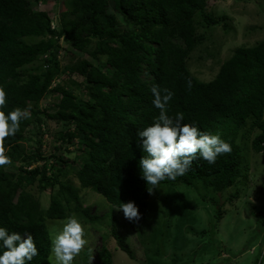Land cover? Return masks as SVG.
Instances as JSON below:
<instances>
[{
    "label": "trees",
    "instance_id": "trees-1",
    "mask_svg": "<svg viewBox=\"0 0 264 264\" xmlns=\"http://www.w3.org/2000/svg\"><path fill=\"white\" fill-rule=\"evenodd\" d=\"M40 1L0 0L4 110L30 113L16 135L3 141L12 163L0 166V227L33 236L39 255L31 264H53L49 220H64L74 212L86 215L88 222L97 221L84 212L82 188L104 196L112 209L134 201L142 215L139 220L127 219L129 225H142L154 217L146 219L152 194L151 185L142 178L140 160L147 153L138 146L137 135L159 116L153 105L154 85L174 93L169 116L183 113L184 123L195 122L202 131L219 134L232 145V152L218 157L214 165L197 159L186 175L160 185L193 186L202 178L222 194L238 188L241 179L247 182L244 144L249 142L252 151L264 153V40L237 47L215 77L204 81L189 62L207 38L200 28L220 23L208 12L209 0H62L69 10L61 11L58 20L57 14L34 8ZM61 41L87 53L89 59L62 66ZM64 74L68 77L61 80ZM74 75L83 80H72ZM48 98L53 103L44 106ZM48 119L63 126L59 138L68 145L66 150L74 140L84 147L79 155L82 164L75 169L80 188L58 178L67 169V158L51 155L52 161L41 151ZM255 129L259 132L251 137ZM31 142L39 146L28 149L26 143ZM55 185L59 189L43 209L32 191L44 192ZM217 208L220 221L224 211ZM112 220L115 227L117 221ZM112 229L120 248L134 260L133 247ZM99 254L103 264L113 263L107 247Z\"/></svg>",
    "mask_w": 264,
    "mask_h": 264
},
{
    "label": "rangeland",
    "instance_id": "rangeland-1",
    "mask_svg": "<svg viewBox=\"0 0 264 264\" xmlns=\"http://www.w3.org/2000/svg\"><path fill=\"white\" fill-rule=\"evenodd\" d=\"M57 1L43 0L34 8L48 11L52 16L57 14L58 20L61 11H68L69 7L62 0ZM208 6V12L214 14L220 23L200 28L199 32L207 38L193 52L189 62L192 72L204 81L215 77L221 64L237 47L255 46L264 40V0H209ZM203 24L205 20L201 18ZM60 47L59 60L64 67L89 57L64 41ZM90 49L95 50V46ZM101 63H105V58ZM66 76L62 75L61 80ZM72 80L80 82L83 78L74 75ZM50 99L43 103H53ZM84 99L88 100V97L84 96ZM48 121L41 151L52 161L55 159L51 155L67 158V169L58 174V178L80 188L75 169L82 164L79 155L84 147L74 140L75 143L66 150V142L59 138L63 126ZM258 132L255 129L251 137ZM32 135L40 137L36 133ZM38 146L36 142L26 143L28 149ZM243 148L249 174L247 182L241 179L238 188L231 187L222 194L209 183L210 180L202 178L193 186L162 184L149 200L146 219L151 214L154 217L142 225L136 222L129 225L123 211L112 209L104 196L90 189H80L84 212L97 221L88 222L86 215L83 218L79 213H72L84 225L88 240L74 264H103L99 254L103 247L112 253V264H264V153L252 151L249 142ZM59 167L56 163V168ZM58 189L59 186L55 185L44 192L38 188L32 192L46 209ZM237 190H240L239 194L234 195ZM218 206L225 212L220 221L216 217ZM113 217L117 221L115 227H112ZM62 222L57 219L47 222L52 236L61 230ZM112 228L133 247L134 260L121 250ZM52 263L55 264L54 255Z\"/></svg>",
    "mask_w": 264,
    "mask_h": 264
},
{
    "label": "clouds",
    "instance_id": "clouds-1",
    "mask_svg": "<svg viewBox=\"0 0 264 264\" xmlns=\"http://www.w3.org/2000/svg\"><path fill=\"white\" fill-rule=\"evenodd\" d=\"M191 86V81H188V87ZM151 91L154 95L153 105L160 113L151 125L137 134L138 146L147 153V156L140 160V167L142 178L146 180L147 185H151L148 187L150 195L160 188L162 181H175L177 177L186 175L195 160L203 159L214 165L218 157L232 152L231 143L221 135L202 131L195 122L184 123L183 113H176L174 117L168 115L173 91L168 88L161 90L156 85ZM6 104L7 94L0 89V166L12 163L5 154L4 139L15 136L20 130L21 121L30 115L26 110L19 108L5 111ZM115 208L122 210L129 221L139 220L142 215L134 201L122 203ZM50 240L55 264H74L76 257L88 244L85 227L74 214L63 220L61 230ZM38 255V247L30 233H10L6 227H0V264H31Z\"/></svg>",
    "mask_w": 264,
    "mask_h": 264
}]
</instances>
